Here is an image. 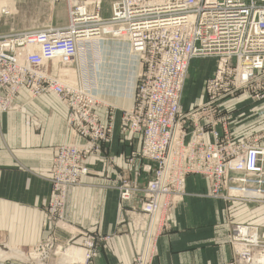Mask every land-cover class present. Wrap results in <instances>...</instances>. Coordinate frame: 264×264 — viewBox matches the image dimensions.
Returning a JSON list of instances; mask_svg holds the SVG:
<instances>
[{
	"label": "built area",
	"instance_id": "obj_1",
	"mask_svg": "<svg viewBox=\"0 0 264 264\" xmlns=\"http://www.w3.org/2000/svg\"><path fill=\"white\" fill-rule=\"evenodd\" d=\"M52 1L67 4L66 26L0 36V114L21 110L20 93L28 100L52 95L66 108L67 131L79 139L56 146L44 224L65 229L66 192L91 172L90 160L118 168L111 150L116 132L121 142L139 140L124 157L127 166L143 161L132 178L125 169L114 177L119 210L145 237L131 264H154L156 239L170 227L169 214L186 195L189 175L206 179L209 197L264 205V135L234 138L237 115L222 104L237 94L264 103V0H107V16L105 0ZM94 36L126 43L135 57L130 108L100 98L96 52L104 43ZM195 58H211L214 70L203 81L204 100L185 108ZM48 62L53 66L42 70ZM141 173L152 175L145 185ZM124 202L135 203L124 209ZM81 234L82 259L72 264H91L99 238ZM228 234L229 264H264V227L232 223ZM20 249L35 254L36 264L60 252L50 239Z\"/></svg>",
	"mask_w": 264,
	"mask_h": 264
},
{
	"label": "crops",
	"instance_id": "obj_2",
	"mask_svg": "<svg viewBox=\"0 0 264 264\" xmlns=\"http://www.w3.org/2000/svg\"><path fill=\"white\" fill-rule=\"evenodd\" d=\"M108 45L109 49L116 51L115 54H121L119 65L124 66V50L128 45L117 40L110 41ZM103 58L99 62V83L103 72L105 75L108 73L102 66ZM214 62L212 60V64ZM53 64L48 62L40 68L47 71ZM191 64L192 61L190 67ZM122 71L124 68L119 73ZM206 71L201 70L203 74ZM131 83H128L123 96L110 97L102 92L99 96L115 106L130 108L133 103ZM201 99L204 100L203 95ZM16 101L22 105L20 111L0 114V242L25 249L50 239L54 241L55 248H60L59 255H62L60 253L68 248L80 249L81 233H92L99 238V243L98 254L91 264H131L145 237L140 231H133L124 211L119 210L117 191L113 186L120 169H125L132 178L133 171L143 163L136 160L127 166L124 161V157L139 147V140H133L131 144L121 142L116 132L111 150L117 155L118 168L109 170L96 158L90 160L91 172L79 185L68 188L66 192L63 223L69 229L56 228L44 224L45 204L50 198L47 176L56 146L79 139L67 131L66 108L56 97L42 95L36 100H28L24 92L17 96ZM182 103L185 105L183 100ZM100 113L104 115L105 110L101 109ZM236 121L237 118L232 126L233 132L238 133L241 129L242 134L246 123ZM139 176L141 185L152 177L151 173ZM208 188V182L202 175H189L185 179L186 195L174 204L168 219L170 227L156 239L154 264H229L232 261L229 227L232 223L254 224L258 219L257 207L209 197ZM134 203L124 202L122 205L128 209ZM68 259L67 256L66 262ZM0 264L24 263L1 260Z\"/></svg>",
	"mask_w": 264,
	"mask_h": 264
},
{
	"label": "rangeland",
	"instance_id": "obj_3",
	"mask_svg": "<svg viewBox=\"0 0 264 264\" xmlns=\"http://www.w3.org/2000/svg\"><path fill=\"white\" fill-rule=\"evenodd\" d=\"M108 5V1L105 0L102 5L103 16H107L109 12ZM67 7V4L62 1L53 2L52 0H0V36H6L8 35V33H23V31L27 30L33 31L44 29L48 26H66L68 20ZM98 40V42L102 44L104 43L105 45L104 47L100 46V49L96 53H99V55L102 56L101 58L104 57L102 59V66L108 71L106 75L103 72L102 76L100 77V93L102 92L104 95H108L110 97L116 95L123 96L124 93L127 92V86L129 85V82H132V90L134 88L133 81L136 72L135 57L133 56V54H131L129 47H126V49L124 50V52L126 53V58H124L126 59V62L124 61V66L121 65L120 67L119 64L122 60V56L121 54H115L116 51H114L112 48L109 49L108 44L111 40L107 42L102 40V38H99ZM102 48L105 50L103 51ZM129 53L132 56L129 57ZM101 58H99L97 62H100ZM131 58L132 63L130 64ZM213 66L214 64H212L211 58H195L192 60L191 67L189 66L187 80L185 82L186 86L183 93V102L185 104L184 106H189L190 103L196 104L202 100L201 96L204 94L203 81L213 70ZM122 67L124 68V72L122 71V73L120 74L119 72L120 69H123ZM207 69L208 72L206 71ZM201 70L206 71V73L203 74ZM117 76H119L118 79ZM235 97L236 98L234 99L228 98L222 101V104L226 108L234 110V114L237 115L236 123H246V128L245 130H243L242 134H240V132L242 131L241 129H238V133L235 131L233 132L234 138L242 137L252 132L253 134L255 132H258L259 134L264 135V103H251L249 97L244 94H237ZM105 103L114 107L117 106L109 103L108 101H106ZM239 110L240 112L238 113L237 111ZM255 208L257 209L258 219H256L254 224H257L260 227H264V205H255ZM62 226L67 230L69 229L66 224H63ZM3 244L6 243L0 242V245ZM7 246L10 249V251H8L11 252V256L4 259L5 261L9 260L13 262L16 261L19 263L28 264L26 259H28L31 255H27L26 253L22 254L19 251V249L21 248L19 246ZM72 249L81 251V249L77 247H74ZM20 250H27V248H22ZM67 250L70 249L68 248ZM60 254L62 255H59V257L52 256L46 264H68V262H71L70 264H72V262H74V259L78 260L76 258H70V260L68 259L69 261L66 262V254H69V251H63ZM34 255L31 256V262L29 261V264H36L34 261L36 255Z\"/></svg>",
	"mask_w": 264,
	"mask_h": 264
},
{
	"label": "bare ground",
	"instance_id": "obj_4",
	"mask_svg": "<svg viewBox=\"0 0 264 264\" xmlns=\"http://www.w3.org/2000/svg\"><path fill=\"white\" fill-rule=\"evenodd\" d=\"M99 37L94 36L93 39L97 40ZM8 250L10 251V249H9V247L7 245H0V260H4V259H6V258L11 256L10 255L11 252H9ZM67 251H69V254H67L69 259L70 258L71 259L76 258V259H78V261H80L82 259V254L83 253L80 250L77 251L76 249H74V250L70 249V250H67Z\"/></svg>",
	"mask_w": 264,
	"mask_h": 264
}]
</instances>
